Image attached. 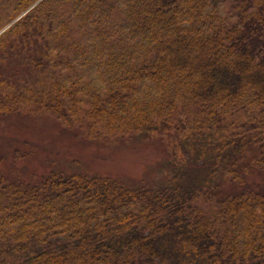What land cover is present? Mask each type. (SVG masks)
Returning <instances> with one entry per match:
<instances>
[{
	"label": "trees",
	"instance_id": "trees-1",
	"mask_svg": "<svg viewBox=\"0 0 264 264\" xmlns=\"http://www.w3.org/2000/svg\"><path fill=\"white\" fill-rule=\"evenodd\" d=\"M0 114L156 137L172 174L0 171V264H264V0H0Z\"/></svg>",
	"mask_w": 264,
	"mask_h": 264
},
{
	"label": "rangeland",
	"instance_id": "rangeland-1",
	"mask_svg": "<svg viewBox=\"0 0 264 264\" xmlns=\"http://www.w3.org/2000/svg\"><path fill=\"white\" fill-rule=\"evenodd\" d=\"M170 159L166 144L156 137L104 144L78 137L47 115L0 114V171L11 179L35 180L57 171L159 187L172 175L171 170L165 173ZM249 181L262 183L255 175ZM229 186L222 184V192H230Z\"/></svg>",
	"mask_w": 264,
	"mask_h": 264
}]
</instances>
